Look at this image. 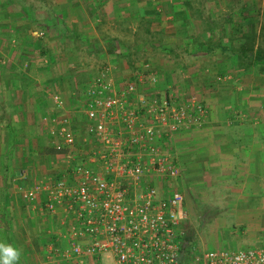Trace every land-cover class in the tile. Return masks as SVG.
Returning a JSON list of instances; mask_svg holds the SVG:
<instances>
[{"label": "crops", "instance_id": "obj_1", "mask_svg": "<svg viewBox=\"0 0 264 264\" xmlns=\"http://www.w3.org/2000/svg\"><path fill=\"white\" fill-rule=\"evenodd\" d=\"M27 1L0 0V242L22 251L19 264H76L59 256L70 246L67 218L47 213L42 195L26 201L21 189L68 167L67 154L56 151L49 135L55 119L70 121L75 157L96 146L84 102L99 78L124 87L148 73L149 64L163 95H195L207 107L205 124L177 133L171 146L181 169L174 186L190 221L198 196H205L206 207L226 209L264 191V72L257 66L245 71L229 51L240 50L250 35L257 48L264 43V0ZM142 23H153L170 41L140 46L160 45L172 58L130 63L122 55L118 46L126 50L136 40L125 42L121 29L137 33ZM203 65L231 86L213 84L205 96L182 92L179 84L189 91ZM85 66L93 71L77 90L74 79Z\"/></svg>", "mask_w": 264, "mask_h": 264}, {"label": "built area", "instance_id": "obj_2", "mask_svg": "<svg viewBox=\"0 0 264 264\" xmlns=\"http://www.w3.org/2000/svg\"><path fill=\"white\" fill-rule=\"evenodd\" d=\"M145 68L124 87L99 78L87 90L92 150L75 157L70 121L55 119L49 135L68 167L21 189L23 198L35 202L42 195L47 213L67 218L70 246L59 256L76 264H264V247L186 252L189 215L174 186L181 169L171 146L177 133L201 128L208 109L195 95H163L158 75ZM54 100L63 111L61 96Z\"/></svg>", "mask_w": 264, "mask_h": 264}, {"label": "rangeland", "instance_id": "obj_3", "mask_svg": "<svg viewBox=\"0 0 264 264\" xmlns=\"http://www.w3.org/2000/svg\"><path fill=\"white\" fill-rule=\"evenodd\" d=\"M27 2H31V0H28ZM261 4L263 6L264 2L262 1ZM152 27L153 23L151 25L149 24V26L146 23L137 33H134L132 29L129 30L130 28L128 30H126L127 28L121 29L125 42L132 44V42L136 40L135 45H128L130 49L127 47L128 49L125 50L120 46L117 48L120 51H124L122 55L126 56L130 63H137L136 61L139 62L147 58L149 60L161 59L162 56L160 57V55L172 58L171 56L173 55L168 51L162 50L160 45L154 46L153 44H149L151 42H160L162 44L170 41V37L166 35V33L160 32L154 28L152 29ZM261 35L264 39V29ZM146 42L149 43L145 44L144 47L140 46ZM261 46H264V43ZM166 60L168 59L166 58ZM99 64L100 63L98 62L95 67L100 66ZM90 68L91 67L88 68L85 66V70L87 71H82L84 72L81 74L82 76L75 77V84L73 83L74 88L77 90L82 88L81 82L85 81L86 78L89 79L88 73L93 71ZM181 68L187 70L186 66ZM206 70L207 72L205 73ZM193 74L194 76H197V74L199 75L195 77L194 83L190 84L192 86L189 91H186L187 86H183L182 83L179 84V86L181 85L180 87L182 90H184L182 92H194L205 96V92L208 88H212L213 84L223 82L226 80L225 78H227V76L218 78L217 73H214L213 69L208 68L207 66L205 68L204 65L199 67L198 72ZM248 83L250 91H252L253 89L251 87H253V83H251V79L248 80ZM220 84L222 87L223 85L231 86L227 85V83ZM228 92L232 93V96H236L232 90ZM237 98L238 97H235V99ZM250 197L251 198L239 199L240 202L233 207L227 206L226 209L219 207L221 210L227 211L223 213L218 207L214 208L211 205L206 207L207 200L205 196H198L196 204L193 205V208L195 209V215L192 216L193 220L190 221L189 218V220L183 224V239L185 247L188 248L189 245H192L196 254H199L202 251L236 252L250 248L264 247V191L261 192V189L257 190V195ZM191 240L193 244L189 243Z\"/></svg>", "mask_w": 264, "mask_h": 264}, {"label": "trees", "instance_id": "obj_4", "mask_svg": "<svg viewBox=\"0 0 264 264\" xmlns=\"http://www.w3.org/2000/svg\"><path fill=\"white\" fill-rule=\"evenodd\" d=\"M247 38V44L240 46V50L229 49V51H232L234 54V59L238 65L246 66V69H244L245 71L251 66H257L264 72V46L260 45L257 48L255 44V35H250ZM189 243L193 244L192 240ZM192 247V245H189L188 248L185 247L188 254L192 251Z\"/></svg>", "mask_w": 264, "mask_h": 264}, {"label": "clouds", "instance_id": "obj_5", "mask_svg": "<svg viewBox=\"0 0 264 264\" xmlns=\"http://www.w3.org/2000/svg\"><path fill=\"white\" fill-rule=\"evenodd\" d=\"M22 251L10 244L0 242V264H19Z\"/></svg>", "mask_w": 264, "mask_h": 264}]
</instances>
